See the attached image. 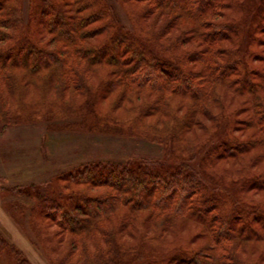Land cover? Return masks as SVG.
<instances>
[{
    "label": "trees",
    "instance_id": "1",
    "mask_svg": "<svg viewBox=\"0 0 264 264\" xmlns=\"http://www.w3.org/2000/svg\"><path fill=\"white\" fill-rule=\"evenodd\" d=\"M114 1L32 0L31 18L25 22L22 0H0V116L16 115L13 100L24 103L23 89L27 87L32 102L39 97L38 90H46V94L41 95L43 98L39 97L43 99L39 103L46 120L54 122L56 117L72 115L73 107H64L67 105L63 95L72 90L87 93L86 73L90 69L106 67L102 74L105 80L100 82L99 90L83 107L90 110L88 116L98 114L92 105L95 98L115 90L118 92L113 100L116 105L131 103L132 95L138 98V93L144 91L157 98L156 104L151 101L143 106H137L135 102L134 105H125L129 113L130 106H135L136 119H141L142 125H149L148 129L138 126L140 128L136 130L134 123L129 128L123 126L121 120L125 117L117 118L113 123L98 114L106 125L124 130L117 137L122 139L121 142L133 145L139 142L152 149V122H147L144 116H152L153 111H165L170 104L166 106L167 100L178 93L191 102L188 117L177 119L173 128L176 129V124L178 128H190L194 121L197 123L199 113L204 117L213 116L209 103L219 97L217 92L221 84L231 93L242 95L244 102L251 103L252 108L256 106V109L250 108L252 113L247 125L249 129H256L254 135L257 136L242 140L227 133L225 141L213 146L219 135H212L214 128L211 127L222 126L228 130L234 126L230 119L220 123L219 117L223 120V116L213 117L215 123L204 126L209 129L210 137L196 145L200 146L201 154L182 158L178 162L182 166L176 169L174 166L166 173L161 167L152 168V163L158 161L152 160L151 156H128L122 160L126 163L118 166L101 156H86L88 162L72 166L68 171L57 169V177L69 180L67 187L71 191L64 197V186L59 185L48 196L52 197V204L44 205V208L40 198L39 216L50 217L46 209L53 212L52 221L61 231L71 235L74 243L67 255L69 258L73 255L70 258L73 263L67 261L70 264L247 263L246 255L253 253L249 244L264 241V208L250 204L243 200L244 196L238 198V195L249 183H256L255 177L245 178L235 189V186L215 181L214 167L210 165L228 156L233 160L239 159L243 152L244 156L253 152L249 158L252 163L259 158L254 147L264 146V103L262 98H258L264 97V72L249 85L246 76L239 86L235 83L237 78L233 83L230 81L229 75L238 73V68L227 40L232 32L237 34L238 30L232 23L217 20L226 12L216 8V0H135L143 5L140 10L142 17L150 21L155 10L174 13L170 21L158 26V33L154 30L148 34H141L137 28L127 24ZM144 2L149 6H144ZM223 2L224 5L236 6L233 0ZM209 9L210 16L203 21L205 15H209ZM181 19L184 21L182 24L179 23ZM177 27L184 30L172 44L168 43L173 56L152 44V37L160 39L168 30L173 32ZM186 41L189 49L182 48ZM152 50L157 53H152ZM180 51L181 57L174 55ZM50 92L55 95L50 96ZM228 111L226 107L225 115H229ZM177 134L178 139L182 135L175 131L172 137L175 141ZM107 136L101 132H88L85 148L93 150V147L101 146L105 141H100ZM261 153L264 155V150ZM81 184H86V188L83 185L78 190L73 188ZM93 187L104 189L90 193ZM153 188L155 192L152 193ZM61 198L67 202L63 203ZM56 199L59 204H56ZM68 212L86 217L68 220ZM175 220L189 221L194 227V239L200 243L196 248H188L185 256L178 253L179 248L152 255V226L157 229L155 237L162 238L163 233L172 229ZM256 223H260L262 228L256 227ZM129 236L136 241L128 244L125 239ZM9 246L0 230V257ZM262 254L259 260L264 259V251ZM251 264H255L254 258Z\"/></svg>",
    "mask_w": 264,
    "mask_h": 264
},
{
    "label": "rangeland",
    "instance_id": "2",
    "mask_svg": "<svg viewBox=\"0 0 264 264\" xmlns=\"http://www.w3.org/2000/svg\"><path fill=\"white\" fill-rule=\"evenodd\" d=\"M30 1L32 0H22L24 3L23 19L25 22L31 18L30 11L32 7L30 6ZM223 1L226 0H216V8L226 12V14L224 13L221 17H218L219 19L217 20L220 23H232L238 30L237 34L232 32L230 39L227 40V46L230 48L231 53L234 51L233 54H235L238 68V73L229 75V78L232 83L237 78L238 81L235 83L239 86L246 76V83L249 85L253 80H257L260 77L258 74L264 72V0H233L236 6L230 4L224 5ZM114 2V5L127 24L132 25V28H137V31L141 34H148L150 31L153 33L154 30L158 33V26L163 23L166 24V22L172 19L171 17L174 14L171 11L155 10L152 17L156 18V20L152 18V21H150V19L144 18L140 14V10L143 7L140 2H136L135 0H115ZM145 3L144 6H149L148 3ZM209 16L210 12L209 15H205L203 21H206ZM182 22L184 21L181 19L179 23L182 24ZM8 27L10 30V26ZM183 30L177 27L173 32H171L172 30H168L160 39L152 37V44L173 56L168 43L172 44L174 42L173 39L176 40L179 34L183 33ZM253 39L259 40L253 42ZM189 47V42H184L182 48L189 49ZM152 53L157 52L152 50ZM174 55L181 57L182 52H175ZM100 69H90V72L86 73L85 78L87 79L89 88H87V93L81 94L72 90L63 95V100L67 105L64 107H73L72 115L56 117L54 122L46 120L44 114L41 112L39 103L43 100H40L39 97L42 94H46V90L43 88H41V91L38 90L40 95L34 98L35 102H32L29 99L30 94L27 87L23 89L24 95L22 101L24 103L13 100V112L17 116L10 114H7L6 117L0 116V230L10 244L0 257L1 264H70L67 261L73 263V260L70 259L73 255L70 258L67 256L69 255L72 243H74L71 235L61 231L62 229L56 225V222L52 221L53 212L46 209L50 217L43 218L39 216V208L41 206L39 207L38 204L40 203V198H42L44 208V205L52 204L50 203L52 197L48 198V196H51L50 193H53V189H58L59 185L64 186V197L67 196V192L71 191L67 187L69 180L62 179L63 177L61 176L60 178L57 177L58 174L55 173L57 169L63 168L68 171L72 166L88 162L86 160L87 157L99 156L102 159L114 161L111 163L118 166L119 164L126 163L122 160L127 159L128 156L135 155L151 156L152 160L161 162L152 163V168L161 167L163 169L162 172L166 173L168 170L171 171L174 166L175 169L179 168L177 166H182L178 163L182 158L192 156L194 158L197 154H201L202 150L200 146L196 147V145L202 139L204 141L210 137L209 129L204 126H212L215 123L213 117L219 116H223L224 118L222 120L219 117L221 119L220 123L230 119L234 126L228 130L223 129L222 126L217 127L214 125L211 127L214 128L211 131L212 135H219L215 138V145L212 144L213 146L225 141L227 133L242 140H247L252 135L253 137L257 136L254 135L256 129H249L247 125V120L250 119V114L252 113L250 110L252 108L251 103L248 105L246 100L244 102L242 95L231 93V91H228L224 87V84H221L218 86L217 92L219 97L213 103H209L213 116L204 117L199 113V117L196 116L197 123L194 121L190 128L183 129L181 126L178 128L177 124L176 129L173 128L172 126L177 119L188 117V109L190 108L188 106L191 102L190 99L178 93L167 100L166 106L168 103L170 104L165 111H161L163 114L153 111L152 116H144L147 122H152V149L149 146H143L139 142L136 145L124 143V141L121 142L122 139H117V137H120V134L124 130L117 127L114 128L112 125H106L98 114L105 117L108 122L113 121V123L117 118L122 119L125 117L123 118L124 120H121L123 126L129 128L134 123L136 130L141 126L148 129L149 125H142L141 119L139 121L136 119L135 106H130L132 109L131 113H129L125 105H134L136 103L137 106H143L151 101L152 104H156L157 98L155 95L149 96L148 91H144L143 93H138V98L132 95L131 103H119L116 105L113 100L118 92L115 90L113 93H107L104 97L95 98L92 105H94V109H96L98 114L94 113V116H88L90 110L83 109V107L86 101L91 98V95H94L99 90L100 82L105 80V76L102 74L105 72L103 69H106V67H100ZM51 95H55V93L50 92ZM258 98H262L261 101L264 103V97L259 96ZM90 106L91 104L89 103ZM226 107L229 109V115H225L224 113ZM252 109H256V106ZM84 111L86 114H81ZM135 119L137 120L136 123ZM199 119L203 120L204 123L201 124ZM107 121L106 123H108ZM169 131H171V134ZM175 131L182 134L179 139L178 134L176 137V141L179 140L182 145L172 138ZM88 132H101L102 135L108 136L100 141L101 143L105 141L104 144L99 147L95 146L96 148L93 147V150H88L85 148L88 143H84ZM93 142L100 144L99 141ZM187 146L190 147L187 148ZM254 148L258 151L256 156L258 157L259 155V158L253 163L249 159L253 152H249L248 156H244L243 152L239 154V159L233 160L231 156H228L219 159L214 165L211 164L210 166L214 167L212 172L215 174V181L220 180L222 184L229 185L230 187L235 186V189L239 184L241 185V181L245 178L255 177L256 183H249L245 189H241L238 198L244 196L245 199L243 200L250 202V204H259L264 208V155L261 153L264 150V146H255ZM93 160L97 159H91L90 161ZM82 185L86 188V184L73 186V188L78 190ZM43 189L45 190L44 192ZM103 189V187H93L90 193L100 192ZM153 192H155L154 188L152 189ZM56 193L55 196L58 197ZM56 201V204L60 203L57 199ZM60 201L63 203L64 201L67 202L63 198ZM64 210L67 211V209ZM66 215L67 219L72 221L78 219V217H86L85 215L78 216L76 212H68ZM255 225L256 227H260V229L262 228L260 223H256ZM193 230L194 227L189 221L175 220L172 229L163 233L162 238H156L157 229L152 226V255L179 248L178 253L185 256L188 248H196L200 243L198 239H194ZM125 240H128V244L136 241L130 236ZM249 246L252 247L253 253L246 255L247 263L244 264H251L252 258H254L255 264H264V259L262 260L261 258L259 260L261 255H263L264 241L261 240L259 243H255L254 241Z\"/></svg>",
    "mask_w": 264,
    "mask_h": 264
}]
</instances>
